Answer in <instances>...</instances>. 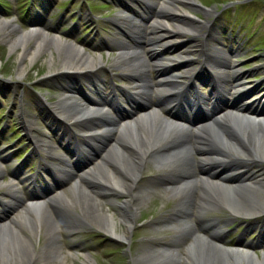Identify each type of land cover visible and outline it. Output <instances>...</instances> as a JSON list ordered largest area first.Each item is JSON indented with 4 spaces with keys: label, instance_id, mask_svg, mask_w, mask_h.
Segmentation results:
<instances>
[{
    "label": "rangeland",
    "instance_id": "rangeland-1",
    "mask_svg": "<svg viewBox=\"0 0 264 264\" xmlns=\"http://www.w3.org/2000/svg\"><path fill=\"white\" fill-rule=\"evenodd\" d=\"M0 1L6 3V5H0V19L10 20L15 25L13 28L8 27V25L0 26V221H5L9 217L20 213L19 210L26 203L25 198L29 190L26 181L29 179L28 176L33 175L37 170L43 174V169L47 168V165L50 164H55L51 167L54 179H51L50 176H45L46 180H48L45 192L62 190L64 194L73 199V209H77V206L79 208L83 207L85 213L89 215L92 221L93 218H97L95 207L93 204L85 202L89 193L83 187L84 183L82 179H79L77 184H73V175L67 172L56 171V168L61 165V161H59L60 153L64 151H61V147L58 146L53 135L78 134L84 126L90 125V120L87 123L83 122V124L78 123L77 125L62 123V126L57 127V122L55 124V118L51 114L54 110L50 112L49 108L60 97L63 98L64 96L65 83L67 81L66 77L64 78L65 75L72 77L80 83L81 87H79L78 83L71 82L74 83V88H76L74 94L76 97L80 96L81 90L91 96H94V91H98L100 95H104L110 89V86L112 87L118 99L112 104V108L110 109L111 117H103L105 118L103 119L104 122L120 119L131 112H136L143 108V101H139L137 105L134 102L135 98H138L137 96L127 94L124 96L119 91V88L123 89L126 87V83L131 84V82L125 80L126 76L123 75V67L128 66L130 62L126 58H121V61L120 59H116L117 52L119 51L116 45L133 44V42L136 43L138 41L142 43L140 39L143 38L144 34L135 30L134 32H130L129 35H119V30L115 24L121 18L119 11L123 7L132 9V11L146 18V20L150 19L157 8L155 0H36V4L39 7H35L33 3H27L28 0ZM61 1H64L65 4L63 3V5ZM201 1L207 4L212 0ZM218 1L226 0H215V2L207 6L202 5L199 0H190L189 2L192 3L190 5L183 4L180 0H168L167 4L169 3L170 6L177 5L189 11L194 19L202 22L209 21L211 26L216 25V28H219L215 44L225 56L229 57V59H223L226 66L225 70L228 72V79L221 82L219 89H217L219 92H216L215 95L213 94L215 100L212 109L223 107L234 90L235 86L233 85L236 82H240L237 86L244 88L246 91L236 99H233V102H244L246 105H250L252 110H264V0H227L222 5ZM61 5L63 6L61 7ZM201 10L207 11V13L204 14ZM31 26L45 29L50 34H56L63 39L73 41L83 46V48L95 56H98L101 67L95 74L96 78L100 81L95 80L96 83L91 85L82 75H72L70 72L60 70L62 53L65 48H60L59 51H56L50 40H46L40 53L38 51L33 52L36 39H38L37 34L32 33L27 35L23 46L10 45L9 41L19 31L27 30ZM201 31L203 33L206 29L202 28ZM150 35L154 36V34ZM186 37H188L186 43H192L191 40L194 42L196 39L200 42V39H202L200 35H195L194 37L189 32H184V41ZM35 52L38 53L36 54ZM147 54L148 52L145 53V55ZM195 57V54H193V58L186 62L187 67L191 68L197 65ZM228 61L234 66L233 68L241 72L237 76L238 79L232 78L231 67L228 69L226 64ZM183 68L184 66L179 67V70ZM200 72H205V70ZM214 72L212 75L216 78L224 71L222 69L220 73L218 71ZM153 74L154 72L151 70L149 75ZM250 77L255 80L261 79V82L254 86L252 90L247 89L248 86L252 85V82L249 80ZM193 80L198 81L196 78H193ZM209 87V83L206 80V86L200 85L198 89L204 92ZM123 90L125 91V89ZM96 132L97 134H106L102 130ZM96 153L97 150L94 149L86 154V156H79L75 162H69V165L72 166L71 169L77 172L74 168L75 164L85 167ZM65 155L67 156V161H70L72 155H69L67 152ZM170 162L181 166L186 160H183L180 156H176ZM42 164L44 166L41 169L39 166ZM144 164L139 170L140 174L137 177L136 185L134 184L132 188L133 191L123 189L125 192H121V195L113 197L123 199L130 196L131 193L135 194L134 202H136V210L134 211L135 215L132 217L131 227L125 226L120 221L119 214L121 208L116 203H109L105 201V198H100L102 210L110 208L109 205H113V208L118 211V215H114L113 217L114 230L118 233L123 232L128 238L129 233L130 235H134V237L138 236L131 241L129 254L126 251L127 245L122 242L124 239L116 242L110 241L103 233L98 232V230L90 225L81 224L75 233L66 235L64 238L60 237L61 246L65 253L64 264H86L83 261L81 251L77 252L76 249L88 252L92 264H150L155 262L153 261L155 258L153 252L159 246L157 243H152V246L156 244L155 248L145 247L146 244H150V240H146L145 237L155 234L158 238L154 241L158 243H171L174 245L180 243L179 240H181L180 238L183 235L177 238L172 235H165L171 231L167 228L161 229L160 227L157 229L156 227L154 221L159 216H162L159 215V210L165 208L164 202L167 200L165 193L169 192L167 190L161 192L160 190L151 191L149 189L156 185V179L150 175L154 167L152 162L149 161ZM247 166L250 168L252 175L256 176L255 178H257L259 187L261 188L258 187L256 191L264 198L263 164L248 163ZM178 170V167H175L170 172H177ZM13 172H16V174H12ZM220 189L223 193L219 192ZM97 190L99 191L100 188H97ZM216 190L219 192L217 193L219 196L220 194L232 196V191L227 189V187L216 188ZM12 191L19 196V202H13L11 197ZM168 201L172 202L169 199ZM216 202H206L204 211L202 212L203 218H197L194 214L186 212L187 208L184 209L185 212L179 211L177 217L182 219V222H188L196 228L200 227L204 221L215 220L213 227L217 230L215 232L216 238L223 239L224 243L228 244L237 243L245 245L249 251L253 250L262 259V255L264 254V216L252 218L250 221L248 219L246 221H239L237 218L228 219L225 207H221L220 203ZM162 203L163 205H161ZM47 204H49V201L46 202V206ZM35 208L36 206H34V210L29 209L28 213L32 211L34 215V212L39 215L43 224H40L38 228L48 227L50 230L47 214L50 206L47 208ZM32 213L31 215H33ZM163 213L165 215L166 210ZM136 216L137 223L140 226L137 228L133 227L135 226ZM164 217L162 216L161 218ZM147 220L151 225L147 227L145 223V226H141ZM93 221L95 222V220ZM16 225L19 227L18 224ZM20 225L21 232L30 236L28 237L31 238L32 249L36 254L42 248L43 235V250L53 246L48 241L49 238L46 240L45 234L41 235L40 231H37L36 234L30 235V231L26 229L28 227L23 226V228L22 224ZM92 225L94 226V223ZM229 226L231 227L227 229ZM182 228L181 231L184 232L186 228ZM59 232L61 234V231ZM162 234L164 236L160 237ZM135 243L137 244L133 247ZM113 246L118 247V254L122 252L120 257L116 258L117 254L109 252V248ZM172 248H176V246ZM24 251L25 248L21 249V253ZM134 256H138L137 259L140 260L134 259ZM7 264L15 263L11 262ZM31 264H61V261L55 258V256L49 259L36 257ZM156 264L182 263L159 260Z\"/></svg>",
    "mask_w": 264,
    "mask_h": 264
},
{
    "label": "bare ground",
    "instance_id": "bare-ground-1",
    "mask_svg": "<svg viewBox=\"0 0 264 264\" xmlns=\"http://www.w3.org/2000/svg\"><path fill=\"white\" fill-rule=\"evenodd\" d=\"M167 1L155 0L157 8L148 20L146 18H138L135 13H132L133 17L128 16V21L133 20L136 22L132 31L137 29L144 34L143 38L140 39L142 43L139 41L138 43L133 42V44L116 45V48L119 49L116 59L121 61V58H126L130 62L128 66L123 67V73L130 78L127 81L132 82L131 84L125 82L128 92L140 95L146 92H154L161 94V99L147 101L143 98L144 107L141 110L130 113L119 120L100 121L104 125L101 123L98 126L111 132L113 138L110 145L102 153V156L85 170V174L88 175L86 180L88 183L103 186L99 193L103 195H109L116 191L114 186L119 189L130 190L139 175L138 173L144 159L146 160L147 157L151 156L155 157L160 163L180 156L186 161L194 159L193 165L205 168L211 167L212 169L204 175L200 174L201 171L196 173L192 171L193 177L189 180L183 178V175L176 179H166V187L169 189L176 187L175 189L179 188L181 193H184L187 186L192 188L199 187L201 181L204 188L202 193L208 198L214 197V200L226 206L229 210V218L237 215L249 217L256 212H263L264 198L256 191L259 187L256 179L246 177L245 179L227 182L224 178L225 175L217 174L213 168L229 165L235 169V167H242L244 165L242 162L246 159L264 163V110H252L250 105H246L244 102H233V99H236L246 91L244 88L237 86L240 82H236L233 85L235 86L234 90L223 107L214 109V111L211 109L209 98L213 97V94L218 91L220 83L228 79V72L226 71L221 72L215 78L217 80L214 82L215 87L212 89L208 88L205 93H195L193 89L189 96L179 93L185 87L187 81L193 82L191 70L188 68L181 70L175 68L176 65H182L187 60L186 56L188 53L201 56L210 66L217 68H224L225 61L223 59H229V57L225 56L215 44L219 30L216 25L211 26L209 21L196 20L189 11L177 5L170 6ZM189 1L180 0L186 5L192 4ZM201 11L204 14L207 13V11ZM145 21L147 22L145 23ZM3 25H8L11 28L15 26L10 20L0 19V26ZM202 28L206 29L203 33H201ZM184 32H189L194 37L195 35H200L202 39H200V42L196 39L194 42L191 40L192 43H186L188 37L184 41ZM32 33L38 36L35 48L32 50L33 52L38 51L40 53L46 40H50L56 51H59L60 48H65L62 53L60 70L70 72L72 75H82L91 85L96 83L95 80L100 81L95 74L101 67L98 56L73 41L63 39L56 34H50L45 29L31 26L27 30L19 31L9 43L10 45L23 46L27 35ZM150 34H154V36ZM147 52L148 54L145 55ZM23 54L25 55V53ZM165 64H169L171 68L159 75L155 80L147 76L144 78L141 74L143 71L146 73V69L150 66L160 69ZM226 64L228 69L231 67L232 78L238 79L239 70L233 68L234 66L230 61ZM65 77L67 81L65 80L64 96L51 105L49 108L50 112L54 110L55 114L68 116V118L83 116L80 123L86 122L88 119L94 120L98 118L100 120L101 117L106 116L109 118V104L116 100L114 93L110 91L105 96L97 95V97H84L82 95L78 100L74 95L76 91L74 83H71H78V81L68 75H65ZM78 85L81 87L80 83ZM156 104H160V106L157 107ZM191 109L197 111L202 109L203 112L201 114L204 115H200L202 119L195 123H190L180 120L182 118L171 117L169 119L164 115L167 113L169 116H176L175 112L178 111L182 116H186L185 114L189 113L187 110L190 111ZM155 134H161V136L157 138ZM177 167L181 168L179 165ZM182 169L184 175H187L188 172L184 171L185 166ZM166 170L168 169L158 168L152 175L163 174ZM174 182L178 183L175 184ZM217 185L228 187L227 189L232 191V196H225V194L217 196L215 193L216 188H214ZM219 192H221V189ZM87 193H89V196L85 199V202L93 204L95 207L97 218H93V220H95L98 229L117 239L125 238L123 232L118 233L114 230L112 216L109 212L100 208L96 193H92L89 190ZM203 194L202 196H204ZM198 195L200 197V194ZM133 196H135L134 193ZM45 198L43 192L30 194L27 198V203L23 206L24 208L22 207L23 209L21 208L22 210H20L19 214L11 216L7 221L0 222V264L11 262L15 264H31L35 259L37 254L32 250L31 239L21 232L20 224H22V227H28L26 229L31 233L37 232L42 220L36 212H34V215L30 211L33 214L31 215L27 210H34V206H36L35 209L45 207ZM48 198L52 202L50 204H52L53 212L50 211L48 213L50 230L48 233L46 231L43 232V234H45L46 240L49 238L48 241L53 246L46 248L40 254L45 258L50 256L58 257L61 264H64L65 255L57 241L59 224L68 231H72L79 225L80 220L88 224L91 223V220L83 207L77 212L79 218L75 217L71 213L74 201L64 193L55 192L49 195ZM127 198L120 201V206L125 210L120 220L124 222L125 226H128L132 221V212L126 211V208L128 206L134 207L136 204L134 199ZM196 206L199 207L198 201ZM170 223L172 221L168 220L163 226ZM198 236H204V238H199ZM223 245V243L212 241L210 237L196 232L192 239L185 243L183 247L168 248L159 246L155 248L153 261L167 259L182 262L183 264H264V254L262 259H260L252 250L249 251L245 245ZM23 248H25V251L21 253ZM81 254L86 264H92L87 253Z\"/></svg>",
    "mask_w": 264,
    "mask_h": 264
}]
</instances>
